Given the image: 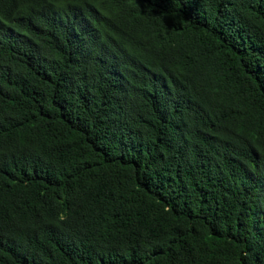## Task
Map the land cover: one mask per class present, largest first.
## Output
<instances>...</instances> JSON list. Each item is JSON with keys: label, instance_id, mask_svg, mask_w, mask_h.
<instances>
[{"label": "trees", "instance_id": "obj_1", "mask_svg": "<svg viewBox=\"0 0 264 264\" xmlns=\"http://www.w3.org/2000/svg\"><path fill=\"white\" fill-rule=\"evenodd\" d=\"M0 264H264V0H0Z\"/></svg>", "mask_w": 264, "mask_h": 264}]
</instances>
